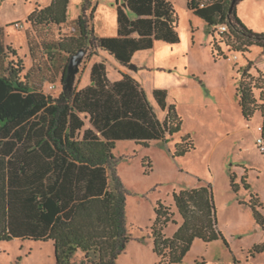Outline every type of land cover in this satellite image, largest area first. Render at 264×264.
I'll return each mask as SVG.
<instances>
[{
	"label": "trees",
	"instance_id": "1",
	"mask_svg": "<svg viewBox=\"0 0 264 264\" xmlns=\"http://www.w3.org/2000/svg\"><path fill=\"white\" fill-rule=\"evenodd\" d=\"M70 1L51 0L31 12L27 21L33 28L63 25L68 20ZM122 1L126 5L118 6L117 36H98L95 25L89 26V7L84 4L77 17L80 35L71 37L70 43L66 39L58 41L53 48L55 54L61 50L71 58L89 44L130 67L136 52L151 50L157 42L174 45L181 41L179 14L169 0ZM240 1L188 0V6L211 27L226 25L241 34L245 47L237 50L264 47V32L254 31L238 15ZM97 6L92 7L89 18L94 19ZM29 35L30 31L31 44ZM0 42L4 47L2 38ZM214 46L218 47L216 42ZM8 48L5 45L6 51ZM4 58L0 65V241L52 240L57 264H71L78 252L85 255L83 264H117L133 237L126 214L127 191L116 174L114 149L119 140L131 139L148 147L154 140L165 141L180 133L183 118L176 103L169 101L164 88L153 90L151 99L128 73L122 72L121 79L111 81L105 62L93 64L89 85L69 88L66 79L70 58L61 65L55 57H46L45 62L56 69L55 76L48 79L45 75L43 79L53 83L61 74L62 82L59 94H47L29 81L20 59L16 63L6 52ZM252 64L250 61L241 69L237 88L247 119L261 109L253 93L257 85L252 84ZM141 69L146 68L138 67ZM156 106L167 111L164 120ZM193 148L191 136L184 135L176 144L175 155L184 156ZM244 183L250 189V184ZM232 186L239 189L235 175ZM173 198L182 222L159 199L151 227L154 251L161 262L169 258L166 264L182 262L196 239L212 242L222 237L211 184L175 190ZM255 198L251 206L257 221L264 225V216L258 210L262 202ZM169 223L178 225L173 236L164 233ZM257 250L263 251L264 245Z\"/></svg>",
	"mask_w": 264,
	"mask_h": 264
},
{
	"label": "rangeland",
	"instance_id": "2",
	"mask_svg": "<svg viewBox=\"0 0 264 264\" xmlns=\"http://www.w3.org/2000/svg\"><path fill=\"white\" fill-rule=\"evenodd\" d=\"M169 1L179 14V43L157 42L151 50L136 52L133 63L146 68L141 70L123 66L109 53L99 54L86 44L83 49L87 53L73 83L77 88L87 86L90 74L86 68L98 54L107 66L111 81L121 79L124 72L135 77L150 95L155 89H167L169 101L176 103L183 118L182 131L168 136L165 141L154 140L148 147L131 139L117 142L114 149L118 160L116 174L127 191L126 214L133 237L117 264H166L169 258L161 262L151 236L157 201L162 199L181 223L173 192L204 184L213 187L222 237L212 242L196 239L178 264H264V250H257L264 245V225L257 221L251 206L252 197H258L255 200L262 202L258 210L264 216V151L258 145L262 131L264 135V79L261 74L264 73V47L253 45L249 51L237 50L245 47L241 34L226 25L211 27L189 9L188 0ZM201 1L210 3L213 0ZM50 2L0 0V25L12 24L8 29L10 40L6 38V45H9L6 53L16 63L20 59L29 81L47 94L56 91H50V83L43 78L55 76L56 68L45 62L46 57L56 56L53 48L61 39L70 43L71 37L80 35L77 17L83 5L89 7L86 12L89 26L95 25V33L106 37L117 36L118 6L124 4L122 0H71L65 24L30 26L28 15ZM97 3L95 17L91 19L92 7ZM237 11L247 26L264 32V0H241ZM127 13L134 17L131 11ZM17 22L22 26H16ZM26 30L30 31L31 44L27 42ZM69 58L70 55L68 61ZM250 61L253 62L252 84L257 85L253 93L261 109L247 119L237 88L243 75L241 69ZM156 110L164 120L167 111L157 106ZM184 135L191 136L195 148L184 156H176V144ZM233 175L239 186L237 191L232 186ZM244 180L250 184V189L245 188ZM177 227L169 223L164 233L173 236ZM84 258V253L78 252L71 264H83ZM0 264H57L54 242L20 238L0 241Z\"/></svg>",
	"mask_w": 264,
	"mask_h": 264
},
{
	"label": "crops",
	"instance_id": "3",
	"mask_svg": "<svg viewBox=\"0 0 264 264\" xmlns=\"http://www.w3.org/2000/svg\"><path fill=\"white\" fill-rule=\"evenodd\" d=\"M10 26H12L11 23H8L6 25H0V38H2V41H3V44H4V47H2V43L0 42V65L1 66L3 64V61L4 62L6 61V58H4L5 52H6L5 45H6V38L9 39V37H10V33L8 31V29H9ZM30 26H32V25H30ZM28 31L29 30H26V39H27V42H28ZM11 42L14 43L13 41H11ZM101 52H103V51H99V54H101ZM98 56H99L98 54H96V56H93V58L91 59V61L88 63V67L86 68V72H88L89 74L91 73V68H92L93 64L95 62H101V60L99 59ZM11 58L12 57H10V59ZM67 58H68V53L63 52V51L60 50L58 53H56V56H55L54 60L56 61V63H59L60 62V64L63 65V64L66 63ZM90 83H91V78H90L89 82L86 85H89ZM81 88H84V87H82V85H81L79 87V89H81ZM49 89H50V91L55 90L56 92H54V93H56V95L61 92V90H62L61 74H60V76H58V78L56 79L55 82L49 84ZM149 97L151 99H153V96L150 95V94H149Z\"/></svg>",
	"mask_w": 264,
	"mask_h": 264
},
{
	"label": "water",
	"instance_id": "4",
	"mask_svg": "<svg viewBox=\"0 0 264 264\" xmlns=\"http://www.w3.org/2000/svg\"><path fill=\"white\" fill-rule=\"evenodd\" d=\"M126 3H124V6ZM86 50L80 49L78 52H76L74 55L71 56L70 62L68 65V74H67V86L69 88L73 87V83L76 77V74L79 72L80 64L82 63L84 57L86 56ZM131 68L134 70H138V66L134 63L130 65Z\"/></svg>",
	"mask_w": 264,
	"mask_h": 264
},
{
	"label": "built area",
	"instance_id": "5",
	"mask_svg": "<svg viewBox=\"0 0 264 264\" xmlns=\"http://www.w3.org/2000/svg\"><path fill=\"white\" fill-rule=\"evenodd\" d=\"M22 26L19 22L16 23V26ZM258 145L261 147V150L264 151V138L263 136L258 137Z\"/></svg>",
	"mask_w": 264,
	"mask_h": 264
}]
</instances>
